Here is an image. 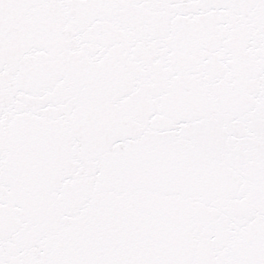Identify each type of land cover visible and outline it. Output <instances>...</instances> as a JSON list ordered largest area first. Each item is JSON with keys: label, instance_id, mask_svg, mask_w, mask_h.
Returning <instances> with one entry per match:
<instances>
[{"label": "snow or ice", "instance_id": "snow-or-ice-1", "mask_svg": "<svg viewBox=\"0 0 264 264\" xmlns=\"http://www.w3.org/2000/svg\"><path fill=\"white\" fill-rule=\"evenodd\" d=\"M0 264H264V0H0Z\"/></svg>", "mask_w": 264, "mask_h": 264}]
</instances>
